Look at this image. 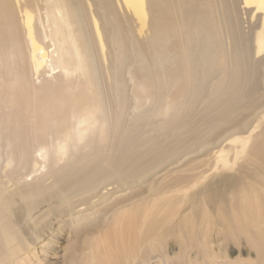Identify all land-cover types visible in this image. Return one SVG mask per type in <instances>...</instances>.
<instances>
[{"label":"bare ground","instance_id":"bare-ground-1","mask_svg":"<svg viewBox=\"0 0 264 264\" xmlns=\"http://www.w3.org/2000/svg\"><path fill=\"white\" fill-rule=\"evenodd\" d=\"M241 5L252 20L259 14L249 35L234 0H0V171L13 165L0 174V264L47 261L43 243L42 258L31 246L49 223L42 217L23 223L42 204L91 205L99 198L93 191L107 181L140 177L142 165L155 158L140 164L132 153L144 147L136 137L141 117L158 115L184 127L210 98L202 111L216 112L211 123L239 134L251 129L249 117L264 108V60L253 58L264 53V0ZM43 74L54 77L36 86ZM196 89H202L198 99ZM129 109L138 114L126 124ZM231 144L218 151L214 168L226 174L204 187L206 173L180 175L150 193L113 194L119 197L102 211L72 215L94 227L72 264H205L209 232L220 235L243 220L262 223L254 217L264 218V140L249 149L242 138ZM238 144L249 164L227 174ZM32 155L40 168L69 162L49 169L56 192L48 194L43 184L7 185L30 174L19 169ZM93 218L100 221L92 224ZM171 237L177 252L167 250Z\"/></svg>","mask_w":264,"mask_h":264},{"label":"rangeland","instance_id":"rangeland-1","mask_svg":"<svg viewBox=\"0 0 264 264\" xmlns=\"http://www.w3.org/2000/svg\"><path fill=\"white\" fill-rule=\"evenodd\" d=\"M234 2L237 6L238 14L241 19V28L246 35H249V32L258 21L257 17H259V14L255 16L254 20H252L248 11L242 10L243 6L241 5V0H234ZM120 13L124 14L123 11H120ZM127 13L128 12L126 11V14ZM146 36L147 35L139 38L140 40L144 41L146 40ZM253 58L256 61L264 60V53L258 57L254 56ZM260 72V93L264 100V79L262 78V74L264 73V64L261 66ZM41 76L42 77H40L37 81H34L36 86H40L47 80H52L54 77L44 74ZM127 85L128 102L131 106L135 103L132 82L128 81ZM208 94H210L209 89ZM209 100L210 98L204 100V102L198 108V115L192 116V119L190 118V122L185 124L184 127H177V125H179L177 122H173L170 126V124L168 125L167 118L160 117L158 115L154 116L152 114V116L149 117H141V121L139 120V133L136 137L137 142L144 147L137 150L138 152L136 151V153H134L133 150L132 153L135 154L134 156L137 157L138 160H144L140 164L145 162L150 155L152 158L155 157L154 160H152L153 162H146L142 165L140 169L142 174L137 179L131 178V176L128 174H123L122 176H117L112 180L107 181L101 187L96 188L93 193L95 192V194H98L99 198L95 200L94 204H85L83 207H78L75 209L74 207L77 206V203H73L75 199H72L71 210H68L64 205L61 206L59 200L58 203H54L53 200L50 203H44L39 206L37 210L32 212V215H29L31 217H26L23 219V223H28L29 226H32L34 221H38L42 217L45 218L44 220H46V222H48L50 225L48 224V228L45 229V233L42 234V237L36 242V244L31 246V251L34 252L37 250L40 252L39 255L42 258L44 254H41V248L44 244L46 247L45 252L47 256V261H45V263L43 262L44 264H72L74 256L79 258V243L83 244L86 240L85 237L90 235L92 236L94 231V227H91L90 222H80L76 219L74 220L71 217L72 215H74V217H84L91 212L95 213L102 211L105 208V204L115 202L116 198H118L120 195L122 196L130 191L138 193H150V191H148L149 189H158L160 185L165 186L168 184V182L170 183L172 179L180 175L191 174L192 176H198L199 174L206 173V178L203 179L202 184L199 185L200 187L204 184V187L207 184L217 180L221 174H226L224 171L220 172L214 169L216 167L218 151L221 148H224L225 146V148L232 147V141L237 140V138H242L249 141L247 149H249V147L251 148V146H254L257 143L259 144L262 142V140H264V108L255 111L249 117V119H251V129L245 130L239 134L236 129H229L226 126L217 127L214 122L211 123L216 115V112L213 113L211 111H207L205 113L202 111ZM137 114L138 112L134 113L133 109H129L125 115L124 122L126 124H130ZM241 118L244 119L242 116ZM228 135L230 136L229 138H226V140L224 137H227ZM238 146L237 159L232 164V171L227 174H233L235 172L237 175L238 170H241L243 167H247V164H249V156L247 157V152H243L239 144ZM175 147L178 149L181 148L180 152H174L176 149L173 148ZM187 148L191 149L193 152L187 154ZM128 154L130 155L129 151ZM160 155L162 157L161 159ZM34 156L35 155H32V157H30V164L26 168L19 169L20 167H18V169L22 174L28 171L33 172L38 170L37 173L30 172V174H27L22 178L19 177L17 181H14V183L10 182L7 185L11 186V190H13L16 187L26 185L36 187V184H43L44 186L51 188L48 190V194L56 192L59 187L55 185L54 176L48 175V172L50 171L49 169H61L66 165V163L69 162L59 161L57 164L52 163V165L50 162L46 163L45 168H40L39 165H34ZM165 156L166 158H164ZM232 158H235L233 154ZM198 165L203 167H201V169L198 171H186L187 168L191 169L195 166L199 167ZM106 166V163L102 164V168H105ZM3 167L5 168L4 170L2 169L0 171L1 175L7 173L10 168L12 169L13 165L9 167L4 165ZM148 169L150 170L148 171ZM119 180H123L127 183L125 185H120ZM4 182H7V179H4ZM75 189L77 190L78 188ZM197 189L198 188L195 187L193 188V191L195 192ZM72 191L74 192V189ZM113 194H117L119 196H116L115 199L114 197L110 198ZM109 199L111 200L110 202ZM52 207L53 210L51 214H47L48 216H45L44 212H46L48 209L50 210ZM226 207L228 209H226L225 212L229 213L228 215H230L231 205ZM100 217H103V215ZM257 218H259L262 222L259 224L257 223L258 227L254 221L251 223H245V220L242 219V224L244 225L238 223H236V225H233V223L230 224V228L232 229L227 228L226 230L228 231L229 229L231 232L222 231L220 235H218L215 230L209 232L207 235L208 242L205 244V252L208 250L209 253L208 256L207 253H204L205 255H203L205 259L208 258L205 260V264H264V218L261 219L260 217H254L255 220ZM97 221H100V219H91L92 224ZM223 237H225V240ZM220 238L221 240H219ZM40 242L43 244H40ZM174 248L175 252L179 251L178 247L175 245L174 238L171 237L169 239L167 250L171 252L172 250L174 251ZM192 252L194 253L195 250ZM103 263L104 262L101 261L98 264ZM74 264L76 263L74 262Z\"/></svg>","mask_w":264,"mask_h":264},{"label":"water","instance_id":"water-1","mask_svg":"<svg viewBox=\"0 0 264 264\" xmlns=\"http://www.w3.org/2000/svg\"><path fill=\"white\" fill-rule=\"evenodd\" d=\"M196 98L195 99H198L197 97H199V95H201L200 93L202 92V89H196Z\"/></svg>","mask_w":264,"mask_h":264}]
</instances>
